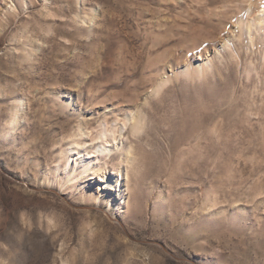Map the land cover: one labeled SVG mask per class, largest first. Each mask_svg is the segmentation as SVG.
Instances as JSON below:
<instances>
[{
    "label": "rangeland",
    "instance_id": "rangeland-1",
    "mask_svg": "<svg viewBox=\"0 0 264 264\" xmlns=\"http://www.w3.org/2000/svg\"><path fill=\"white\" fill-rule=\"evenodd\" d=\"M0 264H264V0H0Z\"/></svg>",
    "mask_w": 264,
    "mask_h": 264
},
{
    "label": "bare ground",
    "instance_id": "bare-ground-1",
    "mask_svg": "<svg viewBox=\"0 0 264 264\" xmlns=\"http://www.w3.org/2000/svg\"><path fill=\"white\" fill-rule=\"evenodd\" d=\"M135 128H137V126L132 127L133 131L135 130ZM139 129V127L137 128ZM137 129L135 131H137ZM121 135V134H120ZM123 137V136H121ZM106 138H110L111 141L114 143V145H108ZM97 139L100 140L101 142L103 141V143L101 144V146L98 148V152L100 153V155L102 157H109L112 156L113 154H115V152L118 151L119 149V143L117 144L116 140L117 138L115 137L114 132H112L111 134L108 133V131H103L102 133H99L97 136ZM96 140V138L94 139ZM75 148H78L79 152H84L85 148H79L78 144L75 143ZM76 151V152H78ZM133 149L131 148V146L129 145V147L127 148V150L125 151V163H121L118 162L115 166H112V169H115L116 173L118 174L117 178H114V183L116 184V186L119 184V175L124 174L125 175V180L126 182L130 183L129 180V176L130 173L132 171H134V169L136 168V164H135V157L133 155ZM90 152L87 154V159L89 163L94 162L95 165H100V167L102 168V170L104 171V173H102V176L100 174H98L97 172H93V176L92 179L96 180V182L100 183V185L98 186V191L97 193V197L95 198L96 202L102 200L104 196V193H102L100 190L102 189H108V187L110 186L109 184V177H107L105 175L106 171L109 170V162H107L106 160L101 161V159L98 157V155H91L90 156ZM94 159V161H93ZM84 169L86 168V166L83 167ZM114 187V185H111ZM126 195H131L132 191H128V189H124ZM91 195H93L95 192H93L92 190H90ZM95 195V194H94ZM108 195V193H107ZM128 206H129V202H120L117 203V209L119 210V212L122 213H127L128 211Z\"/></svg>",
    "mask_w": 264,
    "mask_h": 264
},
{
    "label": "water",
    "instance_id": "water-1",
    "mask_svg": "<svg viewBox=\"0 0 264 264\" xmlns=\"http://www.w3.org/2000/svg\"><path fill=\"white\" fill-rule=\"evenodd\" d=\"M136 242H139V243H144V244H145V243H147V242H143V241H136Z\"/></svg>",
    "mask_w": 264,
    "mask_h": 264
}]
</instances>
